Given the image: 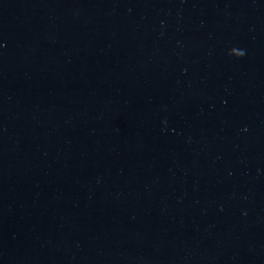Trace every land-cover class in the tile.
Returning a JSON list of instances; mask_svg holds the SVG:
<instances>
[{
    "label": "water",
    "instance_id": "obj_1",
    "mask_svg": "<svg viewBox=\"0 0 264 264\" xmlns=\"http://www.w3.org/2000/svg\"><path fill=\"white\" fill-rule=\"evenodd\" d=\"M150 0H0V264H159Z\"/></svg>",
    "mask_w": 264,
    "mask_h": 264
}]
</instances>
